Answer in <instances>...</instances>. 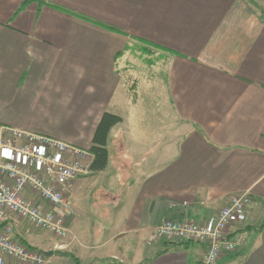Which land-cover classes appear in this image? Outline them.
I'll list each match as a JSON object with an SVG mask.
<instances>
[{
	"label": "crops",
	"instance_id": "1",
	"mask_svg": "<svg viewBox=\"0 0 264 264\" xmlns=\"http://www.w3.org/2000/svg\"><path fill=\"white\" fill-rule=\"evenodd\" d=\"M106 113L121 123L107 167L72 185L69 235L13 217L45 264H199L206 246L159 225L244 194V243L219 264H264V18L248 0H0V137L90 151Z\"/></svg>",
	"mask_w": 264,
	"mask_h": 264
},
{
	"label": "built area",
	"instance_id": "2",
	"mask_svg": "<svg viewBox=\"0 0 264 264\" xmlns=\"http://www.w3.org/2000/svg\"><path fill=\"white\" fill-rule=\"evenodd\" d=\"M94 159L91 151L58 139L4 131L0 137V264H45L44 252L17 237L13 217L66 238L70 233L66 221L72 208V185L92 174ZM252 204L251 195L244 194L232 197L222 211L203 223L164 221L155 239L204 245L207 253L199 264H219L243 245L244 235L231 230L247 220Z\"/></svg>",
	"mask_w": 264,
	"mask_h": 264
},
{
	"label": "trees",
	"instance_id": "3",
	"mask_svg": "<svg viewBox=\"0 0 264 264\" xmlns=\"http://www.w3.org/2000/svg\"><path fill=\"white\" fill-rule=\"evenodd\" d=\"M121 123V118L114 116L112 114L106 113L94 136L93 145L90 149L91 153L94 155L95 159L92 165V170L94 172L103 171L109 162V151L107 148L108 138L112 128ZM263 225L261 226L262 229Z\"/></svg>",
	"mask_w": 264,
	"mask_h": 264
},
{
	"label": "rangeland",
	"instance_id": "4",
	"mask_svg": "<svg viewBox=\"0 0 264 264\" xmlns=\"http://www.w3.org/2000/svg\"><path fill=\"white\" fill-rule=\"evenodd\" d=\"M248 3L252 9L258 11L259 14L264 18V4H263V2H261V0H248ZM72 210H73V205H72V208H71L69 214L71 213Z\"/></svg>",
	"mask_w": 264,
	"mask_h": 264
},
{
	"label": "water",
	"instance_id": "5",
	"mask_svg": "<svg viewBox=\"0 0 264 264\" xmlns=\"http://www.w3.org/2000/svg\"><path fill=\"white\" fill-rule=\"evenodd\" d=\"M44 254L46 257H51L54 255V252H45Z\"/></svg>",
	"mask_w": 264,
	"mask_h": 264
}]
</instances>
